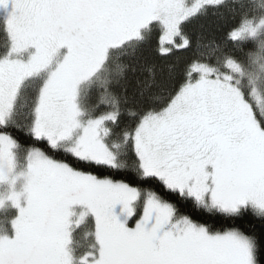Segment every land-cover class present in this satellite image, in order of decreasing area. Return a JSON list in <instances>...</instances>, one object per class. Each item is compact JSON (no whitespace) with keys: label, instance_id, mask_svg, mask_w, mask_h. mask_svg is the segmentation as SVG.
Instances as JSON below:
<instances>
[{"label":"snow or ice","instance_id":"snow-or-ice-1","mask_svg":"<svg viewBox=\"0 0 264 264\" xmlns=\"http://www.w3.org/2000/svg\"><path fill=\"white\" fill-rule=\"evenodd\" d=\"M0 264H264V0H0Z\"/></svg>","mask_w":264,"mask_h":264},{"label":"trees","instance_id":"trees-1","mask_svg":"<svg viewBox=\"0 0 264 264\" xmlns=\"http://www.w3.org/2000/svg\"><path fill=\"white\" fill-rule=\"evenodd\" d=\"M201 25L204 27H209L211 25V21H197L191 26L193 30H198Z\"/></svg>","mask_w":264,"mask_h":264}]
</instances>
